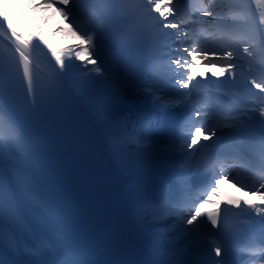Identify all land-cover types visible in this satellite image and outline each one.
<instances>
[{
  "label": "snow or ice",
  "instance_id": "obj_1",
  "mask_svg": "<svg viewBox=\"0 0 264 264\" xmlns=\"http://www.w3.org/2000/svg\"><path fill=\"white\" fill-rule=\"evenodd\" d=\"M43 3L48 7L59 5L56 11L65 21L70 19L73 8L82 4L87 7L89 18L96 25H103L113 14H120L132 21H141L145 16L152 17L153 13L157 14L153 19L156 20L164 40L162 50L169 61L167 70L173 73L172 78L180 90L177 93L179 97H191V91L185 93L182 90L188 89L190 85L196 87L193 80L197 74L192 68L197 59L207 61L212 67L217 66L210 54L211 57L228 62L220 73L213 75L222 76L228 73L233 83L237 78L235 69L238 67L234 61L246 59L251 67L247 75L241 72V76L244 77L246 86L254 87L259 90V94L264 95V0H256L258 20L256 11L251 9L248 0H209L207 4L204 0H196V6L191 10L177 7L182 0H176L175 4L173 0H167L166 3H161V0H43ZM157 4H160V7H156ZM8 6L5 3V11H0L2 23L7 25L5 30L0 31V36L6 37L15 45L14 51L11 52V62H15L18 68L22 67L27 91L32 94L34 72L38 71V65L34 66L33 63V40L38 37L34 35L31 39H26L17 32L12 18L6 11ZM193 12L211 16L216 21L212 25L215 31L208 33L214 47H201L205 36L194 29L189 30L188 26L194 23ZM73 24H76L75 18L69 23V29L79 43L60 53L51 49L55 65H58L56 71L62 77H69L70 62L80 61L82 70L86 72L83 79L94 83V88L82 95L89 98L90 104L101 116L109 140L116 148H135L134 152H130L123 159L121 169L131 179L129 192L133 214L138 230L153 256L151 264H187L185 257L193 252L204 258L202 264H225L222 259H216L221 257L222 253L227 254L223 243L218 239H209V236L201 231L205 224L211 229L222 228L223 210L217 205L213 212L202 211L205 203L212 202L210 199L198 202L191 198H153L149 193L146 173L143 171L152 148L144 140L130 136L123 124L108 118L111 109L130 111L127 98L121 96L120 89L110 82L103 61L99 60L96 29L77 31L72 28ZM76 27L79 29L80 25L77 24ZM189 39L192 43L184 47V42ZM11 62H6L0 53V264H79L67 237L59 227L58 210L51 201L43 197L31 171V146L17 122L6 117L3 111L5 75L11 71ZM89 65L92 67L89 68ZM248 76L252 78L248 80ZM180 103L182 100L179 99L174 102L175 105ZM170 104L171 101L156 96L153 107L159 114L164 115L169 111ZM192 114L194 117L204 115L197 109H193ZM259 116L264 124V107L259 108ZM246 118L247 114L245 117L228 116L223 119L230 120L231 123H223V120L218 123H223V127L238 129L243 128ZM183 127L187 129L186 134L181 135L184 143L180 147L184 149V153L173 160L177 177L184 175L187 161L183 157L189 154V150L198 144L201 147L206 146L204 141L212 140L217 137L218 131H223V127H217L215 124L209 127L208 123H197L191 118ZM197 132L203 135L198 136ZM6 150L15 156L11 170L7 173ZM237 159L239 164H228L224 160L211 162L214 175L211 184L205 189V194L209 197L214 194L220 181L229 179V169L239 167L254 177L251 194L259 196V203L242 197L228 199L226 203L234 208H241L243 205L251 209L260 217L261 223H264V128L261 129L256 145ZM231 178L242 190L249 187L239 174ZM36 209H39L42 218L52 225L44 234H38L31 223ZM243 251L248 264H256L257 261L264 264V239L258 244L245 245ZM23 257L30 260L26 262Z\"/></svg>",
  "mask_w": 264,
  "mask_h": 264
},
{
  "label": "bare ground",
  "instance_id": "obj_2",
  "mask_svg": "<svg viewBox=\"0 0 264 264\" xmlns=\"http://www.w3.org/2000/svg\"><path fill=\"white\" fill-rule=\"evenodd\" d=\"M166 2L167 0L161 1V3H166ZM175 2L176 0H173L174 4ZM5 3L9 5L6 11L8 15L12 18V24L16 28L17 32L20 33L26 39H31L34 35L38 37V39L33 40L34 47H33L32 56L34 58L33 59L34 66L38 65V69L45 72L51 80H54L55 82H60L62 76L60 77V74L56 71V69H58V65H55V58L51 54V49H55L58 53H60L65 51V49H68L69 47H73L79 43L77 38L74 35H72V30L69 29V23H71L70 19L68 21H65L63 17L60 15V13L56 11V7H59V5L48 7L46 4L43 3V0H0V11H5L4 9ZM248 3L250 4L251 9L253 11H256L257 9L256 0H248ZM158 5L160 6V4ZM36 15L39 16V19H34ZM256 17L258 20L259 17L258 11H256ZM192 18L194 22L197 21L195 15L192 16ZM6 27L7 25L2 23V18H0V31L5 30ZM59 27L62 28L63 34H61L59 38L57 37L53 39V31L59 29ZM53 28L56 29L53 30ZM72 28L79 31V29H77L76 25L74 24L72 25ZM0 43L6 47L7 45L13 48L15 47V45L4 36H0ZM210 58L213 59V61L217 64L216 67L210 66L207 61H203L200 59H197L195 61L192 71L197 74L193 80V85H196V87H193L192 85L189 86V88L192 89L194 93H202L205 90H207L205 87L206 78L217 77L214 76L213 73H220L224 65L228 63L227 61H221L214 57H211V54H210ZM81 59H83V57H81ZM70 63H71V70L69 77L67 78L71 81V87L73 91L77 93V97L79 99V100L71 99V102L77 110L81 125L86 131L92 132L96 135H101L105 139L109 140L108 133L106 131V125L102 121L101 116L98 115L97 110L94 107H92V105L89 102V98L86 95H82L92 90L94 88V83L83 79L84 74H86V72L82 70L83 66L81 65V63L75 65L73 60ZM236 64L238 65L237 69H235L237 73L236 80L244 79V77L241 76V72L245 74V70L243 69L241 64L239 63ZM88 67L91 68L92 66L89 65ZM225 74L231 80L230 75L228 73ZM227 88L234 89L235 87H227ZM239 88L245 91L248 90L246 85L243 84ZM182 102L189 104L191 107H194V109L200 111L203 110L197 106L199 104L192 95L191 97H186L184 100H182ZM222 104H226V103L223 102L221 103V105ZM215 105H217V103H215L214 106ZM128 106L129 104H127V107ZM110 111L111 113L118 112V110L116 109H111ZM212 112H213V107H211L210 111L205 112L204 115L200 117H196L199 119L197 123H208L210 126L212 123L210 121H213V120H209ZM4 113L6 114V117L8 116L9 118H11V116L8 113H6L5 111ZM252 122H253L252 120L244 121L243 128L231 129L230 131L227 130L222 132L218 131L217 137H219V139H217V137H213L212 140L204 141L203 144L204 143L218 144L221 138H229L230 137L229 134L231 132L235 133L238 137H243L245 135L251 134L252 132L251 130L254 127V124H252ZM196 135L202 136L203 134L197 132ZM25 138L28 140L26 136ZM28 142L30 144L29 140ZM109 142L111 141L109 140ZM119 149L121 153V158L123 160L125 158L124 148L121 147ZM133 149L135 151V148ZM32 154L33 153L31 147V158L29 160L30 168L33 167ZM5 157H6V164L9 165H11V163L15 160V156L10 155L7 150L5 152ZM184 159L187 161V163L192 162L190 158H184ZM145 169H146V161H145V168L143 170ZM221 182L225 185L228 184L229 180H221ZM218 186L216 192L208 198L211 201H213L216 194H219ZM254 196L259 198V196L257 195ZM210 203L211 202L205 203L204 208L209 206Z\"/></svg>",
  "mask_w": 264,
  "mask_h": 264
},
{
  "label": "rangeland",
  "instance_id": "obj_3",
  "mask_svg": "<svg viewBox=\"0 0 264 264\" xmlns=\"http://www.w3.org/2000/svg\"><path fill=\"white\" fill-rule=\"evenodd\" d=\"M34 19H39V16L38 15H36L35 17H34ZM59 20H60V18H59ZM54 29H56V28H53V30ZM61 34H63V31H62V28L61 27H59V29H56V30H54L53 31V39L54 38H59L60 37V35ZM74 47V46H73ZM66 50V49H65ZM73 62L75 63V65H78V64H80V61H78V60H73ZM85 75L86 74H84V77H85ZM134 152V151H133ZM129 154L126 152V155H125V157H127Z\"/></svg>",
  "mask_w": 264,
  "mask_h": 264
}]
</instances>
